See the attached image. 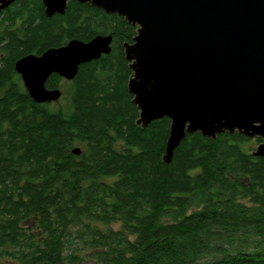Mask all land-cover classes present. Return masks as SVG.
Here are the masks:
<instances>
[{
	"label": "trees",
	"instance_id": "1",
	"mask_svg": "<svg viewBox=\"0 0 264 264\" xmlns=\"http://www.w3.org/2000/svg\"><path fill=\"white\" fill-rule=\"evenodd\" d=\"M99 35L111 53L53 75L62 101L36 104L17 61ZM136 36L76 1L0 13V264H264V158L249 146L262 140L188 134L166 164L171 121L143 128L128 91Z\"/></svg>",
	"mask_w": 264,
	"mask_h": 264
},
{
	"label": "water",
	"instance_id": "2",
	"mask_svg": "<svg viewBox=\"0 0 264 264\" xmlns=\"http://www.w3.org/2000/svg\"><path fill=\"white\" fill-rule=\"evenodd\" d=\"M16 1L0 0V11ZM71 1L137 27L124 45L133 72L128 91L143 128L171 121L166 164L195 133L260 138L253 155L264 158V0H42L46 16L64 15ZM112 42V35L74 39L21 58L15 70L36 104L58 102L63 93L48 89V80H75L82 65L111 53Z\"/></svg>",
	"mask_w": 264,
	"mask_h": 264
},
{
	"label": "rangeland",
	"instance_id": "3",
	"mask_svg": "<svg viewBox=\"0 0 264 264\" xmlns=\"http://www.w3.org/2000/svg\"><path fill=\"white\" fill-rule=\"evenodd\" d=\"M66 81V80H65ZM67 82H69V81H67ZM62 99H63V96H62V98L60 99V101H62ZM249 146L250 147H255V148H257L258 146H255V143H254V141L253 142H251L250 144H249ZM115 229H117L118 227H119V225H114L113 226Z\"/></svg>",
	"mask_w": 264,
	"mask_h": 264
},
{
	"label": "flooded vegetation",
	"instance_id": "4",
	"mask_svg": "<svg viewBox=\"0 0 264 264\" xmlns=\"http://www.w3.org/2000/svg\"><path fill=\"white\" fill-rule=\"evenodd\" d=\"M17 1H18V0H17ZM17 1H16V2H17ZM13 4H14V3H13ZM11 6H12V5H11ZM11 6H10V7H11ZM10 7H8V8H10ZM8 8H6V9H8ZM6 9H4V10L0 11V13H1V12H3V11H5Z\"/></svg>",
	"mask_w": 264,
	"mask_h": 264
}]
</instances>
